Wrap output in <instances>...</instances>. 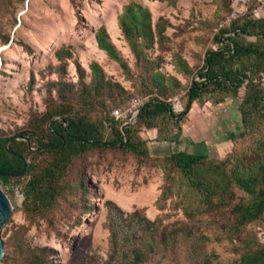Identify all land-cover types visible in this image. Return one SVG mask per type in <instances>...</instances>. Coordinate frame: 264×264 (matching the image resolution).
Returning a JSON list of instances; mask_svg holds the SVG:
<instances>
[{
	"label": "rangeland",
	"instance_id": "obj_1",
	"mask_svg": "<svg viewBox=\"0 0 264 264\" xmlns=\"http://www.w3.org/2000/svg\"><path fill=\"white\" fill-rule=\"evenodd\" d=\"M75 1L78 6L70 0H0V135L14 136L26 128L31 113L44 111L49 81L61 76L77 82L75 61L86 72L85 82L89 81L90 62L96 61L107 78L123 86L124 101L117 95L106 101V111L111 115L112 110L132 109L126 119L120 118L122 125L135 115V98L141 97L143 104L151 97L142 90L141 70L117 23L123 5L132 0ZM133 1L148 8L153 27H163L162 40L155 41L146 52L151 59L160 55V71L182 84L177 94L166 99L179 112L184 106L186 86L196 75L193 71L184 74L175 58L183 59L195 70L202 65L205 51L219 46L213 39L214 23L223 13L224 0ZM100 26L105 27L128 71L98 47L95 33ZM21 42L27 43L31 52ZM61 45L72 54L66 59L65 73L59 75L54 69L59 64L55 50ZM242 93L243 88L237 97L219 99V95H213L204 102H193L181 121L180 132H176L177 125H170L171 141L157 139L155 128L141 127L138 132L146 141L148 158L140 166L133 155L119 149H94L77 157L67 175L70 191L57 197L45 216L23 209L24 176L19 182H0L11 204L0 228L2 242L7 244L5 249L3 245V253L9 249L8 257L1 258L0 264H27L20 252L13 253L9 238L15 242L23 239L25 249L49 248L52 264H117V258L110 259L109 221L125 246L123 237L139 232L144 219L153 221V228L159 232L162 227L176 232L174 240L171 238L166 245L152 242L153 247L146 249L148 261L143 264H205L207 258L215 264H234L241 240L254 236L264 243V219L234 236L210 214L188 215L195 204L185 183L176 180L172 193L166 199L160 197L167 184L159 165L165 155L185 150L219 160L244 151L248 139L231 137L242 130L238 111ZM50 95L56 97L54 88ZM251 153L255 154L249 149L242 157L252 159ZM79 182L87 190L76 186Z\"/></svg>",
	"mask_w": 264,
	"mask_h": 264
},
{
	"label": "trees",
	"instance_id": "obj_2",
	"mask_svg": "<svg viewBox=\"0 0 264 264\" xmlns=\"http://www.w3.org/2000/svg\"><path fill=\"white\" fill-rule=\"evenodd\" d=\"M70 1L74 6L79 5L75 0ZM229 1L224 0L223 13L214 23L216 33L213 39L219 46L205 51L202 65L194 70L183 59L175 58L184 74L193 71L196 75L186 86L184 106L179 112H175L171 101L166 99L177 94L182 84L175 77L160 71V55L151 59L146 52L155 41L162 40L163 27L159 24L153 27L148 8L133 0L123 5L117 15V23L134 54L135 65L141 70L142 90L151 94L139 107L133 123L122 131V120L106 111V101L117 96L124 101L126 91L122 85L107 78L96 61L89 64L88 82L84 81V68L76 61L77 82L61 76L48 82L49 94L44 111L31 113L26 128L15 134L25 139L12 138L8 142V151L5 143L9 136L0 135V182H19L21 177H25L22 207L26 212L45 216L56 198L70 191L67 175L77 157L94 149H119L122 153L133 155L140 166L148 158L146 141L138 132L141 127L155 128L157 139L171 141L173 133L170 125H177L176 132H180L181 121L193 102H204L206 97L213 95H219V99L237 97L243 88L238 105L242 130L237 135L231 134V137L248 139L244 151L219 160L209 159L203 152L184 150L165 155L159 165L167 184L160 197L166 199L172 193L176 180L185 183L195 204L187 214H210L234 236H238L248 225L264 219V17L256 18L246 13L219 28V22L229 12ZM248 36L255 39L249 40ZM95 38L98 47L126 70L127 65L104 26L98 28ZM7 41L6 38L4 42ZM20 44L31 52L27 43ZM71 54L72 51L65 45L55 50L59 64L54 69L59 75L65 73L66 59ZM53 88L56 97L50 95ZM249 149L255 153L250 155L253 158L242 157ZM24 163L25 169L18 176L1 174L18 172ZM76 186L87 190L83 182ZM85 203H82L83 206ZM123 218L126 220V217ZM77 220L79 223L80 220ZM109 224L110 259L117 258V264L145 263L149 253L146 249L153 247L152 242L166 245L171 238L174 240L176 233L166 231L165 227L159 232L153 228V221L144 219L139 232H130L123 237L127 242L125 246L110 221ZM153 234L154 240L150 239ZM9 241L13 253L18 255L20 252L25 263L52 264L49 248L28 246L25 249L23 239L15 242L9 238ZM241 244L236 250L239 256L234 264H264V243L248 236L241 240ZM3 245L5 249L6 242ZM8 250H4V260L8 257ZM205 264L215 263L207 258Z\"/></svg>",
	"mask_w": 264,
	"mask_h": 264
},
{
	"label": "built area",
	"instance_id": "obj_3",
	"mask_svg": "<svg viewBox=\"0 0 264 264\" xmlns=\"http://www.w3.org/2000/svg\"><path fill=\"white\" fill-rule=\"evenodd\" d=\"M246 13H250L252 16L259 18L264 17V0H230L229 12L219 22L218 27L227 26L233 19L242 16ZM141 97H137L133 100L132 107H134V114L139 111V107L142 105ZM131 108L112 110V115L116 118L126 119L130 113ZM128 121H125L127 123Z\"/></svg>",
	"mask_w": 264,
	"mask_h": 264
},
{
	"label": "water",
	"instance_id": "obj_4",
	"mask_svg": "<svg viewBox=\"0 0 264 264\" xmlns=\"http://www.w3.org/2000/svg\"><path fill=\"white\" fill-rule=\"evenodd\" d=\"M137 113L134 115V117H137ZM134 117H132L131 120L128 123H124L121 126V130L122 131H124L126 126L131 124V122L133 121ZM12 138H23V139H25V137H22V136H19V135H14V136L8 137L7 140H6V143H5V148L7 150H8V148H7L8 142ZM28 144H30V143L28 142ZM24 169H25V163L23 165V168L20 171H18V172H15V173L5 172V173H1V174L10 175V176H18V175L23 173ZM10 211H11V204L9 202V199H8L7 195L5 194V192L0 187V228L4 224L6 219L8 218V215H9ZM2 256H3V242H2V239H1V235H0V260H1Z\"/></svg>",
	"mask_w": 264,
	"mask_h": 264
},
{
	"label": "crops",
	"instance_id": "obj_5",
	"mask_svg": "<svg viewBox=\"0 0 264 264\" xmlns=\"http://www.w3.org/2000/svg\"><path fill=\"white\" fill-rule=\"evenodd\" d=\"M185 151V150H184ZM195 153H197V152H195Z\"/></svg>",
	"mask_w": 264,
	"mask_h": 264
}]
</instances>
